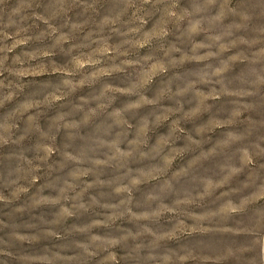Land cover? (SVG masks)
Listing matches in <instances>:
<instances>
[{"label":"clouds","instance_id":"9594fccd","mask_svg":"<svg viewBox=\"0 0 264 264\" xmlns=\"http://www.w3.org/2000/svg\"><path fill=\"white\" fill-rule=\"evenodd\" d=\"M248 3L0 0V264H264Z\"/></svg>","mask_w":264,"mask_h":264},{"label":"rangeland","instance_id":"374dc122","mask_svg":"<svg viewBox=\"0 0 264 264\" xmlns=\"http://www.w3.org/2000/svg\"><path fill=\"white\" fill-rule=\"evenodd\" d=\"M114 2V0H103V3L108 4V5H112ZM248 7L253 8L254 10H264V3H260L258 2V0H249V3L247 4ZM33 87H40V85L38 84H34ZM226 104L227 101H221L218 102L215 106V110L217 113H222L224 111H226ZM259 114L261 116H264V109H262ZM0 152H2V150H0ZM203 171L205 173H213L215 171V166L213 164H210L206 169H203ZM143 191V189H142ZM142 199V197L138 198V200ZM4 209H0V217H2L4 215ZM48 213H45V215H47ZM12 219H16L15 217H13ZM7 230L4 231H0V235H3L4 232H6ZM218 243H223V241H219Z\"/></svg>","mask_w":264,"mask_h":264}]
</instances>
